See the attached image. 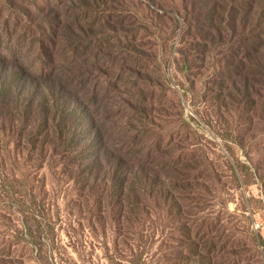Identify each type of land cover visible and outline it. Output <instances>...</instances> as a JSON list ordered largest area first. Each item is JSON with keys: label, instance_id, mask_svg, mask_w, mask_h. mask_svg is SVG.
I'll use <instances>...</instances> for the list:
<instances>
[{"label": "rangeland", "instance_id": "1", "mask_svg": "<svg viewBox=\"0 0 264 264\" xmlns=\"http://www.w3.org/2000/svg\"><path fill=\"white\" fill-rule=\"evenodd\" d=\"M11 2L0 264H264L259 1ZM41 70L72 83L79 104L67 95L47 112L30 76ZM47 113L73 128L70 159L13 133Z\"/></svg>", "mask_w": 264, "mask_h": 264}, {"label": "trees", "instance_id": "2", "mask_svg": "<svg viewBox=\"0 0 264 264\" xmlns=\"http://www.w3.org/2000/svg\"><path fill=\"white\" fill-rule=\"evenodd\" d=\"M35 0H33L34 2ZM257 2L259 1V4H257V11H258V22L260 19L264 18L262 9L264 8V0H256ZM36 3V2H34ZM34 5V4H33ZM37 6V5H36ZM262 7V9H261ZM5 9L8 12L6 14L8 17H12V13L14 14L18 9L16 8L15 5L11 2V0H0V19L4 16L3 12ZM33 8H28L25 10V16L27 15L26 19L30 18L28 16L29 11H31ZM36 9V7H35ZM22 15V14H21ZM32 16V15H31ZM16 21V20H15ZM5 25V33L12 38V32H13V25L9 24V19L4 21ZM15 23V22H14ZM10 25V27H9ZM0 42H1V36H0ZM39 54H44L45 53V47H44V41L41 40V44L38 49ZM41 54V55H42ZM45 55V54H44ZM7 59V58H6ZM5 62H7L5 59H3ZM10 60V59H9ZM12 62V60H10ZM29 63V62H28ZM21 71H23L22 66H17ZM43 68V67H41ZM33 80V86L34 87H39L40 85L43 86L45 93L47 96L43 97V100L41 101L42 107L46 106V110L48 112L49 106L51 108H58V105H61L65 102V99L67 95L71 96L73 102L78 105L79 101L78 98L76 97L77 93L75 92L73 84H69L67 80H65L61 75H50L46 74L45 70H41L37 74H32L30 75ZM6 81H1L0 83V108L2 109H8L7 107H10V103L13 101H9V98L5 95V93L9 90V86L5 85ZM35 92V90H34ZM34 92H31L29 95H33ZM16 94L19 95L18 92ZM17 96H15L16 102L14 103V111H19L20 109H27L29 105H25L22 103H19ZM30 104L33 105V101L30 100ZM38 105V104H37ZM40 107V105H38ZM58 116L56 114H45L42 116L43 121H52V122H37L34 125H32V122H11L12 127L14 128L13 133H18L17 137L20 139V141H23L25 145H28L29 147L34 146L36 143H40L41 145L47 143H51L55 149V153H58L59 148H61L62 152H67L66 157H71L72 152L67 150L69 147V140L71 139L69 135L72 134L71 129H73L71 126H69L68 122H55L56 118ZM19 121V119H17ZM16 125V126H14ZM45 127V130L41 131L42 127ZM36 130V132H33ZM37 138H41V140H36ZM55 138V141H51L49 139ZM36 140V141H35ZM58 150V151H57ZM54 154V153H53ZM67 158V161L70 159ZM67 163H65L66 167ZM138 199V198H137ZM132 206V204H131ZM133 208L134 205H133Z\"/></svg>", "mask_w": 264, "mask_h": 264}]
</instances>
